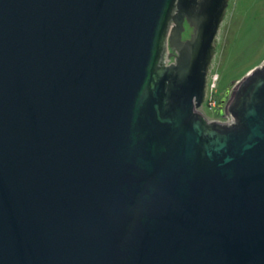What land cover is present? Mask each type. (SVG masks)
<instances>
[{"label":"water","instance_id":"95a60500","mask_svg":"<svg viewBox=\"0 0 264 264\" xmlns=\"http://www.w3.org/2000/svg\"><path fill=\"white\" fill-rule=\"evenodd\" d=\"M228 1L0 0V264H264V60L198 111Z\"/></svg>","mask_w":264,"mask_h":264},{"label":"rangeland","instance_id":"374dc122","mask_svg":"<svg viewBox=\"0 0 264 264\" xmlns=\"http://www.w3.org/2000/svg\"><path fill=\"white\" fill-rule=\"evenodd\" d=\"M263 60L264 0H229L216 34L210 64V73H218L217 99ZM232 95L233 91L229 99ZM203 109L207 115H218L216 108L207 109L204 105Z\"/></svg>","mask_w":264,"mask_h":264},{"label":"built area","instance_id":"2783aa9c","mask_svg":"<svg viewBox=\"0 0 264 264\" xmlns=\"http://www.w3.org/2000/svg\"><path fill=\"white\" fill-rule=\"evenodd\" d=\"M217 79H218V73L217 72L210 73V68H209L207 75L208 85L207 87H205L204 99L201 105L198 107V111H200L208 121L230 122L232 120V117L225 111V109L223 110L224 113L222 115H207L205 114V111L203 109L204 105L207 107V109H213V108L217 109L218 107V99L215 94Z\"/></svg>","mask_w":264,"mask_h":264},{"label":"flooded vegetation","instance_id":"af4514ba","mask_svg":"<svg viewBox=\"0 0 264 264\" xmlns=\"http://www.w3.org/2000/svg\"><path fill=\"white\" fill-rule=\"evenodd\" d=\"M185 24H186V23H185ZM188 30L190 31L191 28L186 24V31L188 32ZM187 35H188V34H186L184 37H187ZM208 71H209V70H208ZM207 75H208V73H207ZM206 81H207V80H206ZM234 86H235V85H234ZM234 86L232 85V86L230 87L229 92H228V94H227V98H226V100H227V99L229 100L230 94H231V92L233 91Z\"/></svg>","mask_w":264,"mask_h":264}]
</instances>
